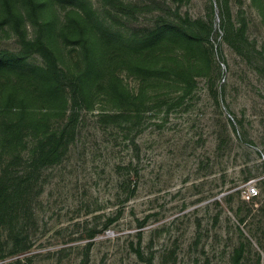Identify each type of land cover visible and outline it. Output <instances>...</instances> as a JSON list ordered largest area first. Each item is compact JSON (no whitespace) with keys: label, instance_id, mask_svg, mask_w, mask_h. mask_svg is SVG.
Listing matches in <instances>:
<instances>
[{"label":"rangeland","instance_id":"1","mask_svg":"<svg viewBox=\"0 0 264 264\" xmlns=\"http://www.w3.org/2000/svg\"><path fill=\"white\" fill-rule=\"evenodd\" d=\"M9 1L0 51L38 32L30 1ZM160 1L37 0L83 92L73 104L37 53L0 62V168L28 185L2 233L29 248L0 264H264V0Z\"/></svg>","mask_w":264,"mask_h":264},{"label":"trees","instance_id":"2","mask_svg":"<svg viewBox=\"0 0 264 264\" xmlns=\"http://www.w3.org/2000/svg\"><path fill=\"white\" fill-rule=\"evenodd\" d=\"M31 4V11L33 15V19L37 25L38 32L33 39H30L26 42L25 46H22L17 51H11L8 49H4L0 51V62H13L19 60H25L32 54H39L43 57V66L44 70L47 74L54 76V80L57 82V87L61 88L67 95H69V99L72 100L73 104L79 103V96L82 94V84H81V76L77 75H67L65 74L62 69H60L57 57L49 47V45L45 42L44 39V23L40 20V14L38 11V2L37 0H29ZM152 4L161 5L162 2L160 0H149ZM10 8V1L6 0ZM110 14H113L110 10ZM114 15V14H113ZM178 19H182L179 14H175ZM113 18H119L121 21H124V16L121 15V11L117 12ZM115 18V19H116ZM166 18L164 16H160L153 25L151 26H142L141 32L142 34L146 35L147 37L154 35L155 33L162 30L167 23L165 22ZM170 18L167 17V21ZM172 21H176L172 20ZM170 20L171 25H175L174 22ZM187 23H191L189 18L184 20ZM140 31V30H139ZM134 33H137L134 31ZM101 120H108L110 118L109 114L102 112L100 113ZM78 117V110L74 109V112L68 118L67 124L61 135L59 136H51L55 137L51 142L47 140H51V138H47L45 141L46 144L42 143L43 141L40 140L42 145H46L45 152L40 153V158L42 159L45 154L51 155L52 153L56 154V150L61 146V142L63 140L64 133L67 131L68 127L73 125L75 119ZM141 120V119H140ZM48 151V152H47ZM16 159L22 160L21 156H18ZM14 161H7L0 168V247H3L5 244L11 245L13 250L18 251L19 245L23 243L21 246V250L19 251H26L29 248L26 244H24L23 240L14 241L13 236L11 233H14L13 230H8L9 233L4 235L2 233L3 223H8L11 220V215L13 213V206L17 204L18 197H23L27 190L28 185H19V186H11V182L13 181L12 175H14L13 171ZM19 195V196H18ZM23 195V196H22ZM112 217L106 218V221L102 225L101 228H93L89 231V241L86 243L87 249H90L92 245V239L99 233L104 232L105 230L109 229L112 225ZM142 225V224H141ZM12 239V241H11ZM12 243V244H11ZM2 248H0V252H2ZM17 264H22V261L18 260Z\"/></svg>","mask_w":264,"mask_h":264}]
</instances>
